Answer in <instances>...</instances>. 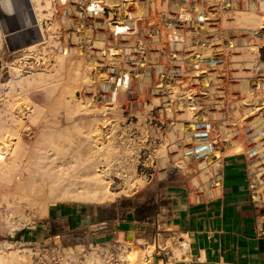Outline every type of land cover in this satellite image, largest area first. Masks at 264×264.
I'll list each match as a JSON object with an SVG mask.
<instances>
[{"label": "rangeland", "instance_id": "1", "mask_svg": "<svg viewBox=\"0 0 264 264\" xmlns=\"http://www.w3.org/2000/svg\"><path fill=\"white\" fill-rule=\"evenodd\" d=\"M90 1L11 0L26 21L29 42L0 54V153L9 152L0 161V264H23L19 241L47 220L51 208L118 204L125 212L142 198L154 204L162 183L193 190L198 182L206 186L208 174L218 179L229 152H244L252 172L264 167V134L248 139L252 131L264 132V71L258 65L264 63V0H99L105 12L99 7L98 14L88 11ZM249 10L263 17L262 36L235 21ZM177 30L185 37L180 44L169 40ZM27 59L34 64L28 70ZM115 76L126 77L127 85L113 101ZM204 108L215 112L210 119L221 148L209 154V168L196 171L194 151L208 144L192 139L189 123ZM149 115L163 122L156 142ZM129 123L136 127L132 133L124 128ZM61 132L80 138V148L63 157L49 141ZM85 161L96 163L111 190L129 194L102 204L57 198L46 180L52 167ZM172 165L182 168L181 176L168 177ZM258 177L257 190L264 193V169ZM141 237L121 254L135 253L130 264H157L170 250L180 256L172 238L161 234L154 244Z\"/></svg>", "mask_w": 264, "mask_h": 264}, {"label": "crops", "instance_id": "2", "mask_svg": "<svg viewBox=\"0 0 264 264\" xmlns=\"http://www.w3.org/2000/svg\"><path fill=\"white\" fill-rule=\"evenodd\" d=\"M0 54L26 48L29 34L11 0H0ZM264 44L261 46L263 48ZM221 181L211 195L197 198L192 188L160 184L150 212L147 198L125 212L120 205L80 209L60 206L49 209L47 220L24 232L44 236L53 232L90 228L95 241H130L138 237L165 235L179 249L163 253L157 264H264V193L254 189L249 158L244 152H229L222 158ZM107 221L109 230L99 227ZM24 238V237H23ZM194 242V243H193ZM194 244V245H193ZM189 256V257H188ZM189 259V260H188Z\"/></svg>", "mask_w": 264, "mask_h": 264}, {"label": "built area", "instance_id": "3", "mask_svg": "<svg viewBox=\"0 0 264 264\" xmlns=\"http://www.w3.org/2000/svg\"><path fill=\"white\" fill-rule=\"evenodd\" d=\"M58 1L63 2L65 0ZM99 7L101 8V13H104L105 7L100 3L99 0H92L87 6V8L90 9L88 11L92 12L93 14H98L97 11H99ZM186 19V17H180V20ZM175 23L177 24V22ZM184 38V34L180 30H177L170 35L169 40L175 44H180L184 41ZM33 65L34 64L29 59H27V61L24 63V68L28 70L29 68L33 67ZM126 85V77H114V87L111 96L113 101L119 98L118 96L120 90L124 89ZM158 87L161 88V92L167 93V90L164 89L162 85H159ZM192 96L193 95L187 98V100L191 101L190 105H194V98ZM170 107L171 106L167 108V114H172ZM199 113L200 110L196 111V114ZM201 113H203V117L196 120L194 127L189 131L190 136L194 141H197L200 144H208L207 147L201 149L199 148L194 151L193 158L194 161L197 162L195 169L196 171L209 168L211 164L208 160L209 154H211L213 150L216 151L217 149L221 148H219L218 144L220 137L219 132L216 129V125L210 119L214 117L215 112L208 113L207 109H205ZM130 116H132L131 113L126 117V119H128ZM147 118H149V124L151 126H155V131L158 134L152 140V142H156L157 139H160L159 135L162 134L163 122L161 121L160 124H158V122L155 121L154 123V119H156V117L152 115H149ZM124 128L126 130H131V133L134 132V129H136V127L131 125V123L126 125ZM257 131L258 130L252 131L248 139L252 138V141H254ZM168 170L171 172L170 175H168L169 178L181 176L182 168L179 165H172ZM207 177L208 181L206 186H202L201 182L197 181L199 185H197L196 188L192 190L193 193L196 194L197 198L202 199L208 195H211L213 192H216L220 184L221 177H218L217 179L212 173L208 174ZM253 187L255 190L257 189L255 184ZM99 227L100 229L106 231L109 230L108 223L105 220L99 222ZM93 231L94 230L87 227L77 231H60L55 234H49L46 237H41L40 239H26L22 237L19 241V244L24 258L23 264H118V262L121 261L127 262L125 257L122 258L123 255L121 254L129 251L131 248V240L99 242L93 239ZM156 241H160V235H154V244ZM161 250H164V248L158 251V255L161 254Z\"/></svg>", "mask_w": 264, "mask_h": 264}, {"label": "bare ground", "instance_id": "4", "mask_svg": "<svg viewBox=\"0 0 264 264\" xmlns=\"http://www.w3.org/2000/svg\"><path fill=\"white\" fill-rule=\"evenodd\" d=\"M251 10H253V9H251ZM238 14L239 15L238 16L236 15V17H235L237 19V20L235 19L237 24H239L243 27H249V28L250 27H256L257 35L262 36L263 32L259 28H261L263 26V20H262L263 17L258 16L256 13H253L250 10L248 12L246 11V12H241ZM254 50H255V52H257V47H255ZM58 58L60 60V57L58 56L57 61H58ZM258 65H259V69L264 71V63H258ZM71 106H72V104H70L68 102L67 107H71ZM192 115L193 116L199 115V117L194 118V120H198V119L203 117V113H199V114H193L192 113ZM189 126H190L189 130H191L194 127V123L191 121L189 123ZM74 129H76V128H74ZM188 131L186 133H188ZM79 134H80V132H79ZM263 134H264V132H259L258 135H256V137H260ZM54 136H55V138L52 136V138L50 137L51 140H49V141H51V143L55 145L56 151H60L61 156L64 153L66 154V150H68V149L72 150L73 148L77 149V147H79L76 145V143H77V141H79L80 138H77L76 135L68 136V134L61 132V133H56ZM91 137L92 136H90V138L87 137V139H89V141H90L92 139ZM75 138H77V139H75ZM67 143H69V144H67ZM78 144H79V142H78ZM80 145H81V143H80ZM52 147H54V146H52ZM67 152H69V151H67ZM7 153L9 154L8 149L7 150L5 149L4 153L3 152L0 153V161L6 160L5 159L6 157L4 155ZM68 154H70V153H68ZM80 154L81 155L77 156L79 158V160H80L81 156L83 158V156L86 155V150L84 153L82 151ZM70 156H74V154L73 155L70 154ZM75 156H76V154H75ZM57 157H59V156H57ZM65 158H66V155H65ZM73 164L74 165H71L70 167H65V168H60V169H56V165H58V164H56L54 167H52V171H50L47 174L48 176H47L46 180L50 184V189L52 191L57 190L60 193L59 196H57V198H63L64 200H67V201H81V202H87V203H92V204H102V203L113 201L117 197L121 196L122 194L124 195V194L128 193L127 189H123L120 191L111 190L110 179L108 180L107 176L99 173L100 169L98 170L97 169L98 167L96 168V163L94 161L93 162L92 161L91 162L85 161V162H81L79 164H75V163H73ZM77 167L79 168L78 170H77ZM72 168H75V170L73 171ZM69 169H72V170H69ZM262 169H264V167L261 169H254L252 172V174L254 173V176H256L254 179H255V187H257V188H261L262 182L258 176H259V170H262ZM48 170L49 169H47L46 171H48ZM44 176H45V174H44ZM127 181H129V179ZM131 184H132V182H131ZM260 190L261 189H258V191L260 192L258 194L259 197L262 196V193ZM127 255H128V253H127ZM132 256H133V258L136 257L135 253L130 255L128 258L130 259V257H132ZM128 258L126 256V260L130 264L131 261H129ZM149 259H150V257H149Z\"/></svg>", "mask_w": 264, "mask_h": 264}, {"label": "trees", "instance_id": "5", "mask_svg": "<svg viewBox=\"0 0 264 264\" xmlns=\"http://www.w3.org/2000/svg\"><path fill=\"white\" fill-rule=\"evenodd\" d=\"M153 204L151 202H148L147 205H145V211L150 212ZM137 211L141 212V205L137 208Z\"/></svg>", "mask_w": 264, "mask_h": 264}, {"label": "water", "instance_id": "6", "mask_svg": "<svg viewBox=\"0 0 264 264\" xmlns=\"http://www.w3.org/2000/svg\"><path fill=\"white\" fill-rule=\"evenodd\" d=\"M5 3H3V2H0V6H3ZM27 27H20V28H18L17 30H15V31H21V30H24V29H26Z\"/></svg>", "mask_w": 264, "mask_h": 264}, {"label": "flooded vegetation", "instance_id": "7", "mask_svg": "<svg viewBox=\"0 0 264 264\" xmlns=\"http://www.w3.org/2000/svg\"><path fill=\"white\" fill-rule=\"evenodd\" d=\"M262 51H263V54H264V47H263Z\"/></svg>", "mask_w": 264, "mask_h": 264}]
</instances>
